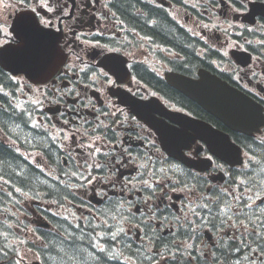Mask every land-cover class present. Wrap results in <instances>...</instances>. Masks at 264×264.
<instances>
[{"label": "flooded vegetation", "instance_id": "obj_1", "mask_svg": "<svg viewBox=\"0 0 264 264\" xmlns=\"http://www.w3.org/2000/svg\"><path fill=\"white\" fill-rule=\"evenodd\" d=\"M0 2L10 7L0 11V47L21 42L19 31L12 30L14 15L35 9L38 20L50 21L42 26L66 52L63 69L46 85L35 86L25 75L14 76L0 65V136L10 129L24 135L25 124L10 121L9 106L23 114L32 96L42 102L37 108L39 127L58 130V143L47 149L51 160L58 157V172L46 175L42 159L41 167L35 169L39 197L34 220L40 230L52 231L56 223L68 226L72 233L77 224H99L101 210L115 211L114 206L123 204L119 212L124 222L115 223L127 234L121 233L115 241L104 237L111 252L120 254L114 264H264V239L252 234L253 224L264 233L260 226L264 204L256 198H264V174L251 170L257 155H264V138L231 130L166 77L179 73L199 78V70L205 68L264 106V16H258L254 24L245 18L251 3L264 0H135L134 7L125 10L123 0ZM42 3L55 11L47 12ZM169 21L174 23L175 39L166 35L164 22L169 25ZM202 23L210 28L202 29ZM185 33L187 44L177 39V34ZM255 39L258 42H252ZM235 53H242L244 61L235 59ZM117 54L124 57L118 58V67L106 64L107 57L115 59ZM124 91L152 100L150 114L164 133L189 134L187 141L177 139L175 144L197 168L170 155L158 132L121 103L117 94ZM56 106L60 109L53 112ZM191 118L229 133L243 149L244 164L232 166L205 142L193 140ZM0 144L6 146L1 139ZM16 157L19 166L4 173L6 177L25 174V157ZM144 180L154 186L155 195L143 190ZM48 192L59 194L58 199L45 198ZM148 196L151 199L145 204ZM217 197L219 207L212 202ZM247 203H252L253 212L245 207ZM205 204L208 208L202 207ZM228 204L232 212L227 225L219 219L227 216L209 215ZM238 210L247 230L231 226L237 221L232 213ZM89 235L87 230L82 234L89 239L96 233ZM55 241L65 244L69 239L56 234Z\"/></svg>", "mask_w": 264, "mask_h": 264}, {"label": "water", "instance_id": "obj_2", "mask_svg": "<svg viewBox=\"0 0 264 264\" xmlns=\"http://www.w3.org/2000/svg\"><path fill=\"white\" fill-rule=\"evenodd\" d=\"M259 12H264V10L258 8L252 12V15ZM29 31L30 29L27 28L23 32L26 36H30ZM29 42L30 43H26L21 48V54L19 55L20 58H18L19 65H17L21 67V70L26 72L29 71V69L35 71L38 68L36 67L37 64L32 63L31 61L32 58L35 57H31V52H37L39 49H44L41 45V41L36 42L31 40ZM19 59L23 60L24 63L21 64ZM31 76L34 75L32 74ZM204 78L205 76H203V79ZM217 93L218 98L213 94H208L205 96L199 95L197 99L209 111L233 129L252 133L254 130H259L260 126L264 124L263 113L256 105L251 103L248 99L237 95L220 81L217 83ZM128 104L130 105L132 102H128ZM134 111L138 110L135 108ZM149 123L156 128L157 124ZM195 129H197L198 137L207 138L211 141L212 146L215 147L216 152L223 159L233 164L242 161L240 149L231 141L228 135L212 129L207 124L197 123Z\"/></svg>", "mask_w": 264, "mask_h": 264}, {"label": "trees", "instance_id": "obj_3", "mask_svg": "<svg viewBox=\"0 0 264 264\" xmlns=\"http://www.w3.org/2000/svg\"><path fill=\"white\" fill-rule=\"evenodd\" d=\"M134 3L135 0H123L122 7L124 10L129 9V6L130 8L134 7ZM167 24L168 22H164V28L168 29L166 35L175 39L176 32L173 28L174 23L169 21V25ZM150 29L154 31L156 27H151ZM166 35L163 36L166 39H169ZM186 38H188L186 33L185 35L177 34L178 41H184L183 44H187L188 40ZM197 60L202 61L200 58ZM15 123H18V126L24 124L21 121ZM26 137L35 143L44 141L41 139V137L36 136L33 131H27ZM16 156L17 155L14 154L9 148L0 144V168H2L4 173L12 170L14 166H19V160ZM24 163H26L25 166L27 168L26 174L25 176L20 177V180L25 181L27 185H37L35 181L39 178V176L36 174L35 168L26 161ZM1 225L2 223L0 222V226ZM1 230L2 227L0 228V231ZM55 247L57 249V254L52 257V261L55 260L56 264H114L113 262L107 260L104 254H101L96 249L92 248L89 240L78 241L75 239L74 243L65 242V244H63V242H57ZM18 251V246L16 244L8 242L6 238H3L0 235V264H17Z\"/></svg>", "mask_w": 264, "mask_h": 264}, {"label": "snow or ice", "instance_id": "obj_4", "mask_svg": "<svg viewBox=\"0 0 264 264\" xmlns=\"http://www.w3.org/2000/svg\"><path fill=\"white\" fill-rule=\"evenodd\" d=\"M241 6L243 7L244 5L242 4ZM21 7H23V4H21ZM41 7L46 9L47 12H54L55 11V9L53 7H50L48 3H42ZM34 11H35V9H33V12ZM59 11L63 12V7H61L59 9ZM236 11H239V9H236ZM36 23L41 24V25H49L50 21L49 20H39V21H36ZM30 24H31V22L28 20H21L20 21L21 31L26 30L30 26ZM10 47L11 46H9V48H0V62H3L6 58H10L13 55V53L10 51ZM225 55H227V53H225ZM104 76H105V78H107V73H104ZM11 79H15V77H11ZM113 83H114V81H113ZM97 139H99V137H97ZM96 151L98 152L99 149H97ZM89 167H91V165H89ZM96 167L100 168L101 166L99 164H97ZM160 171L162 172L163 170L161 169ZM73 175H77V174L73 173ZM83 179L85 181H87L88 183H92V180H90L89 177H83ZM142 183L144 185L143 190L150 191L152 193V195H155V188L153 185L149 184V182L147 180H144ZM241 183H244V181H241ZM132 187H134V186H132ZM15 190L17 192H21V195H26L23 192V190L20 188H16ZM256 198L258 200H260L261 204H264V198L260 197L259 195H257ZM150 199H151V196L145 197L144 203L147 204ZM208 199L211 201V197H208ZM235 199L239 200V197H236ZM247 200L252 201V197L248 196ZM212 202L215 203L217 205V207H219L220 203H221L219 197H217V199L215 201H212ZM114 207L116 209L115 211H113V209L101 210V213L99 215L100 223L93 225V231L96 232V237L95 238H92L91 236L89 237V243L94 248H97L101 254H104L105 256H107L109 259H118L120 254L115 253V252H110L107 245L101 244V240L104 237H108V238H110L111 241H115L121 233H123L124 235L127 234V230L125 228L118 227L117 224L115 223L118 219L121 221V223L124 222L123 214L119 212V209L123 208V204H119V205L114 206ZM202 207L208 208V205L205 204V205H202ZM245 207L249 210V212L254 211V209L252 207V203L245 204ZM256 207L260 208V205H257ZM260 211H261V214L264 215V208H261ZM231 212H232V207L230 204L226 205L221 210V214L228 217V219L222 220L221 224H224V225L228 224V220L231 219V216H229L228 214ZM242 214L243 213L239 210L235 213H232V215L237 217V221H234L231 226L236 227V228L243 227V228H245V230H247L248 225L243 223L242 221H240V216ZM108 219H111L113 221V223L109 224ZM245 219H247L249 223H252V221L246 215H245ZM257 219H260V217H257ZM79 226H80L79 224L76 225L77 228H79ZM260 226L264 227V222H262ZM136 227L138 228V225ZM113 228H117V231H112ZM97 229H103V230L96 231ZM252 234L258 236V238H260V239H264V233L258 232L256 230V226L254 224H253V233ZM5 235H7V234L5 233ZM79 239L82 240V239H84V237L80 236ZM188 247H191V245H189ZM173 256H175V254H173ZM149 259H152V257H149Z\"/></svg>", "mask_w": 264, "mask_h": 264}, {"label": "rangeland", "instance_id": "obj_5", "mask_svg": "<svg viewBox=\"0 0 264 264\" xmlns=\"http://www.w3.org/2000/svg\"><path fill=\"white\" fill-rule=\"evenodd\" d=\"M252 42H258V39L252 40ZM7 214H13L14 216H16L20 220L21 223H23V218H22V215L20 214V207H18L16 205L11 206L10 209H7ZM25 224H26L25 233L27 235L24 238L23 243L26 244L27 237L31 238V227H30L31 223L30 222L29 223L25 222ZM11 225H12V227H14L17 230V232H18V234L20 236L24 237L21 234V232L18 230V225L14 224V223H11ZM27 252L29 253V256H30V251H28L27 249L22 250L21 251V255H25ZM28 260L30 261L29 258H28Z\"/></svg>", "mask_w": 264, "mask_h": 264}]
</instances>
